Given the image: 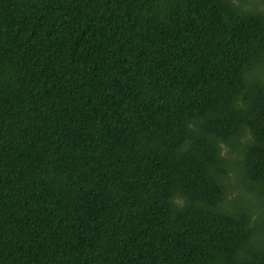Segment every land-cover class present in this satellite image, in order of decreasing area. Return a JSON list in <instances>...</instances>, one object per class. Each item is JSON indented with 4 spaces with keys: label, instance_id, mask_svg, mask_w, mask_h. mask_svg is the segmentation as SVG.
<instances>
[{
    "label": "trees",
    "instance_id": "obj_1",
    "mask_svg": "<svg viewBox=\"0 0 264 264\" xmlns=\"http://www.w3.org/2000/svg\"><path fill=\"white\" fill-rule=\"evenodd\" d=\"M0 264H264V0H0Z\"/></svg>",
    "mask_w": 264,
    "mask_h": 264
}]
</instances>
